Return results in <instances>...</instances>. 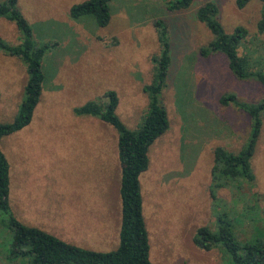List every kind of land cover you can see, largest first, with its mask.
Masks as SVG:
<instances>
[{
	"label": "rangeland",
	"instance_id": "374dc122",
	"mask_svg": "<svg viewBox=\"0 0 264 264\" xmlns=\"http://www.w3.org/2000/svg\"><path fill=\"white\" fill-rule=\"evenodd\" d=\"M5 1V0H0ZM86 0H16L34 40L53 46L45 55L40 101L31 123L0 141L9 163V205L21 224L41 229L84 249L110 252L119 245L121 202L116 131L74 109L103 103L114 91L121 121L136 130L146 110L142 91L151 80V58L160 53L153 22L168 25L170 67L160 95L168 130L149 149V166L140 177L142 209L153 264H232L219 247L197 248V229L215 230L222 216L240 244L264 242V114L250 160L253 182H235L210 196L213 150L237 152L249 138L250 117L219 98L235 94L246 103L264 96V86L239 80L222 54L202 57L213 39L196 19L206 2L218 7L224 31L243 27L247 37L238 48L264 64V34L257 31L262 4L236 0H193L187 10L169 13L163 0H113L110 20L98 27L92 16L72 19L71 6ZM0 38L20 42L14 23L0 19ZM26 66L0 51V122H11L24 99ZM0 220H2L0 216ZM11 236L0 225V264H22L9 258Z\"/></svg>",
	"mask_w": 264,
	"mask_h": 264
},
{
	"label": "trees",
	"instance_id": "16d2710c",
	"mask_svg": "<svg viewBox=\"0 0 264 264\" xmlns=\"http://www.w3.org/2000/svg\"><path fill=\"white\" fill-rule=\"evenodd\" d=\"M113 0H86L69 9L72 19L92 16L98 27H106L110 20V6ZM169 13L187 10L193 0H163ZM253 0H236L238 9H243ZM257 31L264 34V0ZM218 7L206 2L196 11V19L205 25L213 39L199 50L202 57L222 54L228 61V68L239 80H254L264 86V64L253 62L248 55H239L238 48L247 37L243 27H236L228 34L217 19ZM0 19L15 24L21 33L20 42L10 45L0 38V51L16 57L26 66L27 80L23 88L24 99L17 116L8 123L0 122L2 138L19 132L32 120L38 105L45 75L42 62L47 52L56 45L40 44L34 40L31 27L17 9L16 0L0 1ZM160 47L158 56L151 58L153 63L151 80L142 88L147 98L144 114L136 130H131L116 113L119 99L114 91L103 94L104 102H87L74 109L80 117H93L112 127L117 135V154L120 166L119 196L121 201V221L119 245L110 252H97L68 244L53 234L38 228L29 227L17 221L9 205V163L0 150V220L1 227L11 236L9 258H21L22 264H153L150 261V242L142 209V196L139 177L149 166V149L169 128L166 109L160 95L166 88L170 67V43L168 25L164 20L153 22ZM222 106L232 105L246 113L251 120V130L246 143L237 151L231 152L222 147L213 150L210 196L232 187L235 182L251 186L253 176L250 160L254 154L264 114V96L256 103H246L235 94L226 93L219 98ZM215 230L207 227L197 229L193 236L194 245L203 250L219 246L230 258L232 264H264V242L240 244L231 230V222L219 216L215 220Z\"/></svg>",
	"mask_w": 264,
	"mask_h": 264
},
{
	"label": "crops",
	"instance_id": "0c3cea01",
	"mask_svg": "<svg viewBox=\"0 0 264 264\" xmlns=\"http://www.w3.org/2000/svg\"><path fill=\"white\" fill-rule=\"evenodd\" d=\"M119 161V160H118ZM118 194H119V189H118ZM119 198H120V196H119ZM121 202V201H120Z\"/></svg>",
	"mask_w": 264,
	"mask_h": 264
}]
</instances>
